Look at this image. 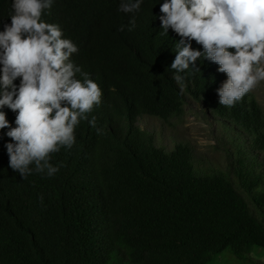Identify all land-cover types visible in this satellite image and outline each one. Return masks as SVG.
Listing matches in <instances>:
<instances>
[{
	"label": "trees",
	"instance_id": "trees-1",
	"mask_svg": "<svg viewBox=\"0 0 264 264\" xmlns=\"http://www.w3.org/2000/svg\"><path fill=\"white\" fill-rule=\"evenodd\" d=\"M120 2L54 0L45 11L44 21L78 47L72 60L98 83L102 103L89 115L96 128L81 121L75 145L52 156L59 171L51 177L13 171L6 148L13 141L0 130V264H211L226 250L240 260L264 250L262 172L241 164V191L225 173H199L189 145L168 152L138 126L143 116L181 117L189 98L248 135L260 155L264 110L250 93L221 105L217 90L228 77L203 58L178 83L171 64L181 37L160 34L164 0H143L134 14L119 11ZM12 4L0 0V31ZM0 110L15 127L17 114Z\"/></svg>",
	"mask_w": 264,
	"mask_h": 264
},
{
	"label": "clouds",
	"instance_id": "clouds-1",
	"mask_svg": "<svg viewBox=\"0 0 264 264\" xmlns=\"http://www.w3.org/2000/svg\"><path fill=\"white\" fill-rule=\"evenodd\" d=\"M53 2L13 0L11 23L0 31V109L17 114L12 127L0 110V130L9 129V167L23 178L33 172L55 175L59 166L52 156L75 145L81 121L96 128L89 115L102 103L98 83L72 60L78 47L43 19ZM142 3L121 0L118 10L134 14ZM160 11V34L171 29L181 37L171 64L178 83L186 70L199 71L198 60L211 61L228 77L217 94L220 104L231 108L264 82V0H164ZM135 23L133 15L129 31ZM192 41L203 51L194 50Z\"/></svg>",
	"mask_w": 264,
	"mask_h": 264
},
{
	"label": "rangeland",
	"instance_id": "rangeland-1",
	"mask_svg": "<svg viewBox=\"0 0 264 264\" xmlns=\"http://www.w3.org/2000/svg\"><path fill=\"white\" fill-rule=\"evenodd\" d=\"M250 94L264 110V82ZM138 126L154 136L155 144L171 152L179 144L189 145L193 150L194 166L199 173H225L239 189L237 173L243 165V172L255 171L263 174L264 154L258 155L251 147V138L233 125L217 119L203 103L187 99L181 117L164 121L152 116H143ZM251 155H257L261 166L255 164ZM262 167V168H261ZM239 190L243 191L242 188ZM251 209L254 205L248 200ZM211 264H264V250L255 248L247 260H240L226 250Z\"/></svg>",
	"mask_w": 264,
	"mask_h": 264
}]
</instances>
